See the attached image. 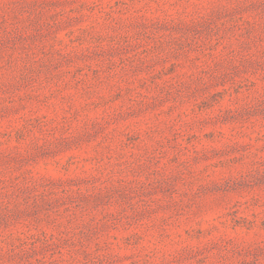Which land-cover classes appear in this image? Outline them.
Returning <instances> with one entry per match:
<instances>
[{
	"label": "rangeland",
	"instance_id": "obj_1",
	"mask_svg": "<svg viewBox=\"0 0 264 264\" xmlns=\"http://www.w3.org/2000/svg\"><path fill=\"white\" fill-rule=\"evenodd\" d=\"M0 264H264V0H0Z\"/></svg>",
	"mask_w": 264,
	"mask_h": 264
}]
</instances>
